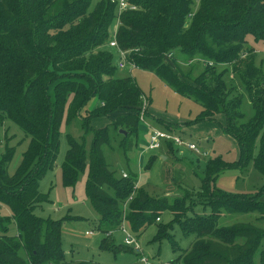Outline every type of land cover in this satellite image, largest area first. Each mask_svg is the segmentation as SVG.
Instances as JSON below:
<instances>
[{
    "label": "trees",
    "instance_id": "16d2710c",
    "mask_svg": "<svg viewBox=\"0 0 264 264\" xmlns=\"http://www.w3.org/2000/svg\"><path fill=\"white\" fill-rule=\"evenodd\" d=\"M195 1L129 0L136 10L118 16L111 0L96 5L93 0H0V126L9 119L30 138L13 174L8 168L15 147L8 140L0 156V209L10 210V216L0 212V264H96L68 261L62 249L64 220L34 213L47 202L39 184L55 164L66 107L69 117L78 116L94 97L100 106L84 122L113 117L95 130L88 155L86 194L100 217L96 230L103 235L101 250L114 256L134 253V247L117 244L107 234L125 223L139 238L159 223L156 240L168 237L174 251L179 248L171 233L174 225L185 236H195L174 264H264L263 227L218 225L223 212H259L264 219V184L253 194L228 193L214 185L225 169L250 163L264 179V70L257 63V49L248 43L253 38L264 45V0H199L192 12ZM119 18L117 47L111 48L110 32ZM113 49L127 53V64L152 72L173 92L198 104L202 111L192 123L216 122L224 114L223 130L238 143V161L210 160L202 189L179 197H154L137 187L134 175L125 178L111 171L102 151L109 127L126 132L122 146L131 151L144 97L133 78L116 77ZM242 90L254 110L247 122L241 112ZM69 139L62 172L64 185L72 187L88 156L82 143ZM156 158L151 156L148 165ZM196 205L208 207L211 214H193ZM165 213L172 220L163 225ZM13 223L16 233L10 235Z\"/></svg>",
    "mask_w": 264,
    "mask_h": 264
},
{
    "label": "rangeland",
    "instance_id": "374dc122",
    "mask_svg": "<svg viewBox=\"0 0 264 264\" xmlns=\"http://www.w3.org/2000/svg\"><path fill=\"white\" fill-rule=\"evenodd\" d=\"M97 1L99 0H93L94 5ZM198 7L199 0H196L191 11L195 12ZM251 40L248 43L257 49V63L262 64L264 70V45L254 42L253 38ZM110 51L114 52V62L119 65L121 55L116 49ZM116 77L133 78L148 102V114L139 123L137 141L131 151L124 150L120 130L109 127L108 142L102 146V151L107 165L111 171L116 172L117 176L134 175L137 187L144 189L154 197H179L187 190L195 193L202 189V179L206 174L205 166L210 160L221 158L226 163L238 161L240 154L238 143L223 130V126L227 122L224 114L217 115L216 122L192 123L201 113L202 108L193 100L173 92L162 79L156 77L152 72L133 68L131 64H126L123 69L118 67ZM242 96L241 112L244 122H247L252 119L254 110L244 90H242ZM99 106V98H91L85 104L82 112L75 117L68 116V106L66 107L60 125V145L55 164L46 170V174L39 184L40 193L47 195V202L42 203L34 213L39 218L64 220L61 230L62 249L68 261H92L96 264H140L138 255L139 257L144 255L154 261L174 263L184 250L191 247L195 239L194 235L185 236L178 225H174L171 230L173 240L179 245L176 251L173 250L168 237L160 241L156 240L159 233L157 224L159 223L150 225L146 232L137 238L140 250L134 247L136 250L134 253L123 252L114 256L108 250L103 251L99 248L103 235L93 231L96 230L100 217L86 194V182L89 175L88 155L94 144L95 130H101L107 126L113 117H92L84 122L88 112L94 111ZM167 123L177 127L172 131L173 134L174 132L175 134L179 133L188 142L195 143L198 152L189 151L186 147H178L177 150L174 149L176 154H170L168 159H162L163 152H167L165 144L155 152L147 151V138L151 132L153 130L168 132ZM261 136L256 140L254 156L258 152V142ZM70 137L84 145L88 161L76 183L72 187H67L64 185L62 169L66 160L65 156L70 148ZM7 140L10 146L15 147V153L8 168V174H13L22 162V156L30 144V138L8 119L0 126V156L6 150ZM153 155H157L158 158L148 165ZM263 184L264 179L261 173L252 163L247 168L225 169L214 181L216 187L233 194H253ZM109 192L112 193L110 190ZM0 212L4 216H10V210L6 206H2ZM193 214L208 216L211 213L208 207L196 205ZM260 217L259 212L241 214L223 212L218 225L226 227L251 223L256 227L264 228V219ZM171 220L172 215L165 213L160 223L165 225ZM90 232L93 234L88 235ZM9 233L10 235L16 233L15 223L12 224ZM111 237L116 240L117 244H124L125 235L120 230L113 231Z\"/></svg>",
    "mask_w": 264,
    "mask_h": 264
},
{
    "label": "built area",
    "instance_id": "2783aa9c",
    "mask_svg": "<svg viewBox=\"0 0 264 264\" xmlns=\"http://www.w3.org/2000/svg\"><path fill=\"white\" fill-rule=\"evenodd\" d=\"M111 2L115 3L117 5V15L120 16L123 12H127V10H136V6H134L133 4H131L129 2V0H111ZM120 25V18L118 19V22L116 23V25L113 27V29L111 30V42L109 43V47L113 48V47H117V40H116V36H117V30L118 27ZM120 55H121V61L119 62V68L123 69L126 66V60H127V53L126 52H122L120 51ZM133 68H135V66L132 64ZM147 98L145 99V97L142 98V112L140 115V119L141 121L144 120V117L146 115V110H147ZM172 143L174 145V147L176 148H180V147H186L189 151H196L197 150V145L195 143H190L188 142L186 139L182 138L179 134H173L172 132H166V131H157V130H153L149 136V143L147 146V151L149 152H155L159 149L162 148L163 144H169ZM206 155V154H204ZM123 177H127L126 174L123 175ZM158 221H160V219H158ZM119 230L121 232L124 233L125 237H124V244L128 247H135L136 249L140 250V246L138 243V239L136 236H134L127 228L126 224L123 223L120 227ZM118 230V231H119ZM93 232H98V230H95ZM100 233V232H99ZM89 234H93L92 232L88 233ZM113 232H110L107 234V236H112ZM139 262L140 264H174L172 262L166 261V262H162V261H154L152 258L148 259L146 258V256L141 255L139 258Z\"/></svg>",
    "mask_w": 264,
    "mask_h": 264
},
{
    "label": "crops",
    "instance_id": "0c3cea01",
    "mask_svg": "<svg viewBox=\"0 0 264 264\" xmlns=\"http://www.w3.org/2000/svg\"><path fill=\"white\" fill-rule=\"evenodd\" d=\"M167 126H166V128L168 129L167 131L168 132H172L173 130H175L176 128L175 127H168V123L166 124ZM172 126V125H171ZM178 127H180V126H178ZM183 128H184V126H183ZM180 129V128H179ZM175 133V132H174ZM179 134V133H178ZM148 139V143H149V137L147 138ZM148 145V144H147ZM165 146V148H166V150H167V152H163V155L161 156L162 157V159H168L169 158V156L168 155H174V154H176V153H174V152H176L174 149L173 150H171V148L167 145V144H165L164 145ZM177 150V149H176Z\"/></svg>",
    "mask_w": 264,
    "mask_h": 264
},
{
    "label": "water",
    "instance_id": "95a60500",
    "mask_svg": "<svg viewBox=\"0 0 264 264\" xmlns=\"http://www.w3.org/2000/svg\"><path fill=\"white\" fill-rule=\"evenodd\" d=\"M120 133L123 134L124 136L126 135V132H124L123 130H120Z\"/></svg>",
    "mask_w": 264,
    "mask_h": 264
},
{
    "label": "bare ground",
    "instance_id": "6f19581e",
    "mask_svg": "<svg viewBox=\"0 0 264 264\" xmlns=\"http://www.w3.org/2000/svg\"><path fill=\"white\" fill-rule=\"evenodd\" d=\"M124 175V174H123Z\"/></svg>",
    "mask_w": 264,
    "mask_h": 264
}]
</instances>
